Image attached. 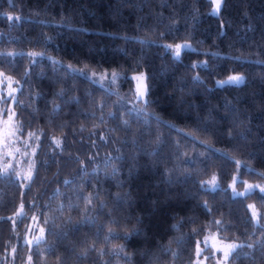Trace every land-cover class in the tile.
<instances>
[{"label": "trees", "instance_id": "1", "mask_svg": "<svg viewBox=\"0 0 264 264\" xmlns=\"http://www.w3.org/2000/svg\"><path fill=\"white\" fill-rule=\"evenodd\" d=\"M211 7L0 0V72L34 150L25 185L0 175V264H194L210 232L241 243L227 264H264V193L228 188L264 180V0Z\"/></svg>", "mask_w": 264, "mask_h": 264}, {"label": "rangeland", "instance_id": "2", "mask_svg": "<svg viewBox=\"0 0 264 264\" xmlns=\"http://www.w3.org/2000/svg\"><path fill=\"white\" fill-rule=\"evenodd\" d=\"M210 1L212 3L211 12H213V0ZM218 13L219 11L216 14ZM90 75H95V74L91 73ZM229 76H233V74ZM229 76L220 79L219 81H217V83L226 81ZM236 76L242 77V75H236ZM5 77L8 76L5 74L3 76H0V99L4 101V104L1 107V116H0L1 117L0 118V175L9 172V170L11 169V165H13L12 172L15 173L16 176L20 178V180H22L23 185H25L26 181H28L29 178L31 177V172L33 170L34 150L32 149L31 144H29L28 139L24 141V138L23 139L21 138L20 140L19 136H17L18 128L15 122V114L13 112L12 105L15 100V94L17 93L18 85L13 79L8 80ZM97 77L101 80L105 79L108 82L111 79L110 76L106 75L105 73H98ZM138 77H142V79H136ZM133 79H134V85L136 91V98H138V91L145 90V74L143 72L137 73L133 76ZM9 86H11V89H15V92L12 93V96H9V91H10ZM213 178H215L214 183H213ZM236 179L237 177L234 176L232 181L228 185V188L230 189V192L233 196H244L252 191H258L264 193L260 190L262 187H264V180L260 182H245L244 185L239 188L236 187L235 185ZM206 187L209 189H215L218 187L215 175L211 176V178L207 181ZM238 193H245V194L238 195ZM250 205L255 207L253 203H250L248 205V208ZM20 211H22V208L19 205L18 210L16 211L15 214H17ZM255 211L258 215L254 219L253 212L249 208V213L252 220L254 222H257L259 212L256 207H255ZM40 238L41 237L36 233V231L33 232L32 230H30V236L25 237V242L30 245L34 241L36 242L40 240ZM240 244H241L240 242L227 241L221 239L217 233L210 232L204 236L201 242H199L198 244L199 254H197L198 252V245H197L194 264H219L220 261H223V250L225 249V246L235 245L236 246L235 249H236L240 246ZM205 248H209L210 251L204 252ZM209 255L210 257H208ZM24 264H31L29 257H27L26 262ZM224 264H227V261H225Z\"/></svg>", "mask_w": 264, "mask_h": 264}, {"label": "snow or ice", "instance_id": "3", "mask_svg": "<svg viewBox=\"0 0 264 264\" xmlns=\"http://www.w3.org/2000/svg\"><path fill=\"white\" fill-rule=\"evenodd\" d=\"M220 7H221V0H213V12H212V14L215 15L219 11ZM8 19L9 20H12L13 17L11 15H8ZM16 19H18V17ZM167 47L171 48L172 46L171 45H168ZM184 47H187V45H183V46L182 45H176L175 46V49H174L175 58L178 59L180 57L181 50ZM9 55H11V54H9ZM29 55H35V54L34 53H30ZM197 66H199V65H193V67H197ZM3 75H4L3 73H0V76H3ZM5 78L8 79V80L11 79L10 77H5ZM136 79H142V77H138ZM242 80H243V78L241 76L233 75V76H229L226 81L219 82L218 83V86L219 87H223L226 84H239V83L242 82ZM9 87H10L9 96H12V93L15 92V89H11V86H9ZM145 92H146V90H140V91H138V98L143 99L144 96H145ZM13 99H14V97H13ZM145 103H147L146 100H145ZM10 119H11V117H10ZM55 143H57V145H59V141H55ZM214 179L215 178H213V183H214ZM260 190L262 192H264V187H262ZM244 194L245 193H238V195H244ZM249 208L252 210V212H253V218L255 219L257 217V215H258L256 213V211H255V207L252 206V205H250ZM235 247H236L235 245H227V246H225V249L223 250V261H220L219 264H224V262L228 260L229 255L235 249ZM197 254H199V245H198V252H197Z\"/></svg>", "mask_w": 264, "mask_h": 264}]
</instances>
